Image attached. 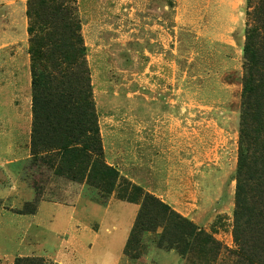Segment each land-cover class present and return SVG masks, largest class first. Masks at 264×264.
I'll return each instance as SVG.
<instances>
[{
  "label": "rangeland",
  "instance_id": "1",
  "mask_svg": "<svg viewBox=\"0 0 264 264\" xmlns=\"http://www.w3.org/2000/svg\"><path fill=\"white\" fill-rule=\"evenodd\" d=\"M28 1L0 0V264H56L46 203L91 206L80 264L264 263L263 0H76L110 193L31 155Z\"/></svg>",
  "mask_w": 264,
  "mask_h": 264
},
{
  "label": "trees",
  "instance_id": "2",
  "mask_svg": "<svg viewBox=\"0 0 264 264\" xmlns=\"http://www.w3.org/2000/svg\"><path fill=\"white\" fill-rule=\"evenodd\" d=\"M76 5V0H29L27 3V53L32 87L30 151L34 158L46 154L48 165L53 157H57L56 172L65 178L86 181L110 193L118 172L103 160L85 60L86 47ZM263 10L264 0L258 14L261 15ZM262 68L264 70V64ZM251 91L250 86L245 87L244 115ZM153 206L168 210L167 205L152 195L144 198L125 246V255L130 256L129 250L136 236L147 231L148 223L145 221ZM34 212L27 206L23 209L24 214ZM14 264L45 263L24 258L16 259ZM254 264L264 263L257 259Z\"/></svg>",
  "mask_w": 264,
  "mask_h": 264
},
{
  "label": "crops",
  "instance_id": "3",
  "mask_svg": "<svg viewBox=\"0 0 264 264\" xmlns=\"http://www.w3.org/2000/svg\"><path fill=\"white\" fill-rule=\"evenodd\" d=\"M94 205H92L93 207ZM88 207L84 206L82 208L83 211L74 209L72 207L65 206H54L52 204L46 203V212L50 210L53 214L50 217H46V250L48 251V256L51 258L56 264H80L79 260L77 261V254L81 256L80 249H85L83 247H78L79 244L83 242V236L85 233L88 235L94 236V230L91 229L88 225L93 220L85 219L83 216L84 209H88ZM97 207V206H96ZM108 207V206H107ZM105 207V208H107ZM76 210V211H75ZM58 219L56 220V218ZM51 219V220H49ZM80 219H83L85 224H82ZM55 221V222H54ZM89 222V223H88ZM132 223V219L128 224V231L130 229ZM79 225V226H78ZM66 229L67 237L61 240V243L54 244V242L58 241V236L63 234ZM71 229V230H70ZM49 234V235H48ZM54 235V238H50L49 236ZM125 238V237H124ZM51 240L53 242H51ZM124 244V239H123ZM66 246V247H64ZM123 246V245H122ZM55 248V249H54ZM50 249H54L53 252H50ZM51 250V251H52ZM76 261L78 263H76Z\"/></svg>",
  "mask_w": 264,
  "mask_h": 264
}]
</instances>
